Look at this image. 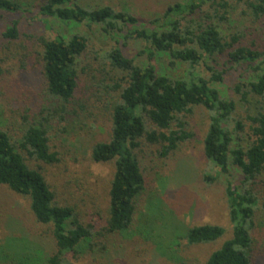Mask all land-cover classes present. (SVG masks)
I'll return each mask as SVG.
<instances>
[{"label": "trees", "instance_id": "obj_1", "mask_svg": "<svg viewBox=\"0 0 264 264\" xmlns=\"http://www.w3.org/2000/svg\"><path fill=\"white\" fill-rule=\"evenodd\" d=\"M31 2L41 20L69 29L39 38L40 78L59 119H77L75 105L80 103L81 112H96L109 121L107 140L85 146L92 165L88 180L95 182L108 174L106 218L96 236L138 237L177 262H182L177 256L181 240L191 247L219 243L203 262L181 264H253V234L264 229V48L245 44V40L259 34L264 41V0H178L165 5L148 27L109 5L82 6L80 0ZM26 5L24 0H0V14H25ZM235 8H239L238 17L247 19L243 29L231 26ZM250 24L260 27L255 31ZM79 27L86 30L72 31ZM19 35L17 20L2 32L8 41ZM130 40L143 43L137 57L147 61L124 55L122 47ZM158 59L172 74L162 70V65L158 71ZM222 59L224 64L219 63ZM233 69L239 73L237 84L226 90L224 80ZM80 78L94 92L83 102L76 99ZM233 93L251 106L246 123L236 119ZM198 111L206 118L202 154L213 168L212 175L204 174L203 180L209 185L221 177L226 181L229 236L216 223L185 228L153 195L135 217L146 188L136 151L145 142L158 145L161 158H169L182 144L197 138L189 130L188 119ZM45 122L48 119L22 130L16 143L0 122V187L25 200L28 214L46 227L48 232L43 233L52 244L45 253L25 239L7 237L4 247L12 252L8 264H71L67 255L93 253L100 244L93 241V227L82 225L72 206L57 202L43 172L30 167L22 154L45 165L59 162L51 152ZM167 221L174 227L164 239L157 226ZM5 225L16 231L12 222L4 223V231Z\"/></svg>", "mask_w": 264, "mask_h": 264}, {"label": "rangeland", "instance_id": "obj_2", "mask_svg": "<svg viewBox=\"0 0 264 264\" xmlns=\"http://www.w3.org/2000/svg\"><path fill=\"white\" fill-rule=\"evenodd\" d=\"M25 14H0V122L5 131L12 137L13 142H18L22 130L29 125L38 124L47 120L48 137L51 152H55L59 162L45 165L24 154L27 164L32 168H39L45 175L48 183L56 194L59 203L67 204L75 209L76 218L82 225H90L94 229L93 241L99 246L95 252L89 250L80 256L67 255L71 264H181L203 262L208 254L215 250L219 243L208 246L191 247L180 241L177 249L178 258L182 262L170 260L156 252L153 244L144 242L138 237L127 238L118 235L113 238L97 237L106 218V202L104 201L105 187L108 174L100 175L97 181L88 180V173L92 170L88 152L85 146L90 143L106 141L110 131L108 119L95 113H85L78 109L77 119L68 116L61 121L52 99L44 93V85L40 78L39 53L41 37L50 38L59 29L65 34L69 29L64 25L50 20H41L31 0H24ZM178 0H80L82 6L94 7L95 5H109L115 10L129 13L147 27L149 22L160 17L165 5ZM239 8L232 12L234 23L232 27L243 29L247 19L238 17ZM19 23V38L8 41L2 37V32L13 21ZM48 27L50 29H48ZM252 30L260 26L250 24ZM86 29L79 27L72 29L84 32ZM95 35V33H94ZM102 37V36H101ZM100 36L99 39H103ZM96 38V39H95ZM95 40L97 36L95 35ZM245 44L264 48V41L259 34H250ZM140 41H127L122 47L125 56L135 58L142 62L147 59L138 58L137 52L142 48ZM224 59L220 64H224ZM158 71L163 69L172 74L170 69L161 59L155 60ZM223 68H228L224 66ZM229 71L224 80V89H233L237 84L239 73ZM94 93L88 83L80 78L76 99L83 102ZM232 99L237 105L236 119L246 123V116L252 111L251 106L245 105L239 95L232 94ZM78 101V102H79ZM93 101V100H92ZM89 109V108H88ZM87 111V110H86ZM73 119V120H72ZM189 121V130L197 135L191 141L182 144L178 150L167 159L159 155L158 145H149L145 142L136 151L140 160L141 170L145 179L146 188L137 202L136 215L143 212L147 197L156 196L162 204L171 210L175 219L183 223L185 228L201 223H216L224 226L226 236L230 229L227 219V209L224 201V177L215 183L207 184L203 175H212L213 168L203 157L201 139L206 127V118L198 111ZM111 170H109L110 173ZM234 177V176H233ZM226 178V177H225ZM15 224L16 231L4 223ZM171 221L166 225L157 226L164 239H168L169 230L173 228ZM46 227H40L28 214V206L22 198L12 194L6 188L0 187V264H8L12 252L6 250L7 237L25 239L32 243L37 250L49 252L52 244L47 240ZM12 233V234H11ZM253 244V264H264V229H256ZM163 242V241H162ZM103 246V247H102ZM100 247L103 249L100 250ZM13 249L17 250L14 245ZM88 252V253H87Z\"/></svg>", "mask_w": 264, "mask_h": 264}]
</instances>
